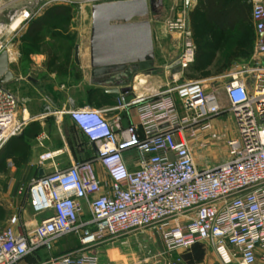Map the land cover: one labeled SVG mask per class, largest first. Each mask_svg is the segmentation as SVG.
<instances>
[{
	"label": "built area",
	"instance_id": "2783aa9c",
	"mask_svg": "<svg viewBox=\"0 0 264 264\" xmlns=\"http://www.w3.org/2000/svg\"><path fill=\"white\" fill-rule=\"evenodd\" d=\"M251 14L256 54L264 56V0L254 2ZM186 25L182 18L167 22L171 33ZM189 34L176 61L182 70L196 61ZM252 63L225 76L238 134L228 140V158L210 167L197 166L190 142L209 144L212 122L223 113L207 80L136 94L123 107L134 108L137 120L119 132L99 109L46 106L43 117L67 114L97 153L32 180L28 201L41 218L30 226L18 211L0 226V264L52 251L67 235L76 236L77 248L37 264H110L95 249L145 227L161 234L163 264H182L175 254L199 243L214 250L218 264H264V62L255 57ZM28 120L19 115L17 97L0 87V150ZM51 157L41 156L40 164ZM97 163L107 179L96 172Z\"/></svg>",
	"mask_w": 264,
	"mask_h": 264
},
{
	"label": "rangeland",
	"instance_id": "374dc122",
	"mask_svg": "<svg viewBox=\"0 0 264 264\" xmlns=\"http://www.w3.org/2000/svg\"><path fill=\"white\" fill-rule=\"evenodd\" d=\"M105 1L114 0H2L0 2V42L4 46L3 50L7 49L11 54H15L10 66L15 78L7 88L18 99L19 115L22 117L24 112L25 115L29 114V120L21 133L13 137L0 152V226H4L18 211H23L30 226H34L40 220L41 217L32 213L27 195L32 179L38 176L41 156L61 148L67 141L73 160H81L76 154L82 150V140L77 131L69 126L68 115H57V120L54 116L43 117L45 107L49 104H46L44 95L33 88L32 82L29 83L27 77L37 74L38 79L47 80L49 77L45 72L47 70L50 73L57 72L55 78L62 80L68 76L81 79L84 74L74 61L75 48L78 45L83 53L89 52L91 7L93 4ZM165 3V13L173 16L170 20L187 19L186 30L175 34L181 37L184 44L185 38L190 33L195 46L202 52L200 61L184 72L183 80H206L210 75L209 67L214 65V55L217 52L231 50L235 53L242 44L243 47L246 44L249 49H253L255 37L250 32L251 27L247 31L240 27L234 31L222 32L204 19V14L198 6L187 9L185 0H165ZM177 9L179 16L175 17ZM58 11L62 13H54ZM23 14L29 16L17 31L10 32L9 27L13 21ZM33 25H43L42 30L31 35ZM41 53L46 60L42 66H37L32 56ZM230 64H232L230 61L222 63L221 68L229 67ZM252 64V59L233 63L234 67L227 73L243 72ZM41 69H44V72ZM244 75L249 76L248 73ZM227 79L221 78L213 84L224 112L213 123L209 144L202 146L200 140L190 139L196 158L207 160L206 165L202 167H210L225 161L228 158V140L238 134L235 117L231 111H228L229 106L225 96ZM76 93L75 89L70 90V95L72 94L74 98ZM69 157L63 155L58 161L68 163ZM59 243L64 244V247H70L68 250L78 247V242L72 235L63 237ZM63 246L52 251L29 255L19 264H34L51 257H58L66 251L63 250ZM98 247L95 251L99 253L101 260L110 264L164 263L163 241L159 230L154 227L137 229ZM177 255L181 256L182 264H218L214 250L203 243H199L189 251H179L175 254Z\"/></svg>",
	"mask_w": 264,
	"mask_h": 264
},
{
	"label": "crops",
	"instance_id": "0c3cea01",
	"mask_svg": "<svg viewBox=\"0 0 264 264\" xmlns=\"http://www.w3.org/2000/svg\"><path fill=\"white\" fill-rule=\"evenodd\" d=\"M255 1L256 0H226L224 4L225 14L219 18L214 17V21L215 23H217V25H251L250 32H252V34L254 35L255 42L252 44L253 45L252 50L249 49L246 44H244V47L242 44V46L238 48L235 51V53H233L231 50H228L224 52L221 51L217 52L214 55V65L209 67L210 75L206 79L207 87L209 89H213L214 87L213 84L215 82H218L219 79L226 78L225 76L228 74L227 72L229 71V69L234 67L233 63H239V62L242 63L245 61H249V59H252L253 61L255 57L260 59V61L264 62V56L256 54L257 35L254 29V22L251 14L253 4ZM227 2L232 3L231 7L228 6ZM200 3L203 2L201 0H192L190 7L187 9L195 8ZM165 4L166 3L164 0V7L162 8L160 14H156L152 12L150 15V20L152 22V27H153L154 46H155V55H156L155 68L151 71H145V72L141 71L134 74L130 79V81L128 82V84L119 87L122 88L125 86H131L132 89L130 91L120 94H111L107 92V89H109V87L93 83L91 78L90 54L89 52L83 53L82 48H80L78 63L76 62L74 56L75 63L79 65V68L82 70L84 74L83 77H81V79L78 80L75 76H71V77L68 76L64 80H62L60 78H55L57 72L50 73L49 71L46 70L45 72L49 74L47 80L38 79L39 78L38 75L34 74L35 71H33L34 75L33 76L28 75L27 77L29 83L32 82L33 88L39 90V92L42 95H44L43 99L46 101V104H49V106H51L52 109L68 110L72 108H83V107L99 109L103 112L106 118L112 123L114 129L117 132L123 130L132 122L137 120V115L134 108L123 107V105L127 103L131 98H133L136 94L149 92L156 89H163L168 84H175L176 82L182 83L183 81H186L183 80L182 78L184 72L188 69L182 70L176 63L177 58L179 57L183 49V40L181 39L180 36H177V34L170 33L166 28V23L171 18H173V16L169 15V13L167 12L165 13L164 11L166 6ZM242 6L245 8L243 12L240 9V7ZM174 16L175 17L179 16L178 9L176 10ZM204 19H205V15H204ZM209 24L215 25L212 23ZM236 29L237 28H234L231 29L230 31H234ZM244 31H247V29H245ZM14 55L15 54H11L10 51V56H13L10 57L11 60L14 58ZM32 57L35 60L37 66L38 65L42 66L43 62H45L46 60V57L42 53L35 56L33 55ZM229 61L230 63H232L230 64L229 67L224 66L223 68H221L222 63ZM41 71L44 72V69H41ZM197 73L200 74V72H196V74ZM249 88L251 89V84H249ZM72 89H75L77 92L75 96L76 99L73 96H71L72 94L70 95V90ZM23 114L25 117L27 116L29 117V114L25 115V112ZM60 115H67V114H60ZM49 116H54V118L57 120V117L55 115H49ZM68 118H69L68 120L69 126L71 128L73 127L77 131L78 135L82 140V144H83L82 150L81 152L79 151V153L76 154V157H78L81 160L80 161L73 160V155L71 154L69 145L65 140L66 142L64 146H62L57 150H54V152H52V157L46 162H44L43 165L38 167L37 178L40 177L41 171H43V174L51 172L53 171L54 166L56 165L59 168H66L73 163H80L94 158L96 151L95 148L93 147V144H91L88 141V139L85 137V135L75 126V124L73 123V121L70 119L69 116ZM218 118L219 117H216L212 123L217 121ZM63 155L70 156L68 163L66 162L62 163L58 161L59 157ZM195 159L199 167L205 166L207 163L206 162L207 160L205 161V159L202 160L198 157L196 158V156ZM95 168H96V172L98 173V175H100L102 180L107 179L105 170L101 164L97 163ZM34 179L36 178H33L32 180ZM23 218L27 220L24 214H23ZM72 236L75 238V240H77L76 236L74 235ZM60 241L61 239L54 244V248H60L61 246L64 245L62 243H59ZM68 249H70V247L63 246L64 251ZM39 262H36L34 264H37ZM103 262H107V261H103Z\"/></svg>",
	"mask_w": 264,
	"mask_h": 264
},
{
	"label": "water",
	"instance_id": "95a60500",
	"mask_svg": "<svg viewBox=\"0 0 264 264\" xmlns=\"http://www.w3.org/2000/svg\"><path fill=\"white\" fill-rule=\"evenodd\" d=\"M191 2L185 0L186 8ZM163 7L164 0H114L92 5L89 54L93 83L109 87L107 92L111 94L125 93L132 87H119L128 84L134 74L155 68L150 15L160 14ZM79 54L77 45V63ZM10 66V51L5 49L0 53V87H8L14 81ZM93 147L97 153L94 144Z\"/></svg>",
	"mask_w": 264,
	"mask_h": 264
},
{
	"label": "trees",
	"instance_id": "16d2710c",
	"mask_svg": "<svg viewBox=\"0 0 264 264\" xmlns=\"http://www.w3.org/2000/svg\"><path fill=\"white\" fill-rule=\"evenodd\" d=\"M201 1L203 3H200L198 5V8L201 9L202 13L205 15V20L208 23L215 24V25H212V26L214 28L218 29L219 31L228 32L231 29L240 28V27L245 30V29H248V28L251 27V25H217V23H215V21H214V17L219 18V17H222L225 14L224 4H225L226 0H201ZM227 3H228V6L231 7L232 3L231 2H227ZM240 9L243 12L245 8L242 6V7H240ZM54 13L61 14L62 11H58V12H54ZM42 27H43V25H33V28H32V31L30 32V34L33 35L34 33L41 31ZM201 57H202V52H201V50L197 49L195 64L200 61ZM5 146L0 150V152L5 148ZM41 251H44V250L37 251V252H35V253L31 254V255H34V254L39 253Z\"/></svg>",
	"mask_w": 264,
	"mask_h": 264
},
{
	"label": "bare ground",
	"instance_id": "6f19581e",
	"mask_svg": "<svg viewBox=\"0 0 264 264\" xmlns=\"http://www.w3.org/2000/svg\"><path fill=\"white\" fill-rule=\"evenodd\" d=\"M25 20H26V16L24 14L23 15H20L19 17H17L13 21V23L11 24V26L9 27V31L10 32L17 31L22 26V24L24 23ZM0 44H1V42H0ZM10 57H13V56H10ZM143 80H144V78H143Z\"/></svg>",
	"mask_w": 264,
	"mask_h": 264
}]
</instances>
